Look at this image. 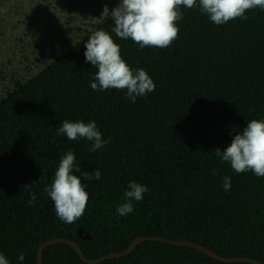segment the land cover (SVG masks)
Masks as SVG:
<instances>
[{"label":"rangeland","instance_id":"374dc122","mask_svg":"<svg viewBox=\"0 0 264 264\" xmlns=\"http://www.w3.org/2000/svg\"><path fill=\"white\" fill-rule=\"evenodd\" d=\"M120 0H95L96 13ZM178 37L166 48L145 47L114 32L108 17L100 29L121 47L134 70L145 69L156 87L136 102L126 89L93 90L98 68L86 62V42L54 36L49 70L27 87L0 100V221L51 199L44 191L68 151L87 193L124 191L130 181L147 187L212 179L223 151L227 115L244 80L243 65L182 5ZM64 120L96 121L110 143L95 152L86 138L58 135ZM101 171L100 180L81 173ZM41 178V179H40ZM36 182L37 180H39ZM36 182V183H35ZM25 185H28L25 187ZM37 200L29 204L30 194Z\"/></svg>","mask_w":264,"mask_h":264},{"label":"trees","instance_id":"16d2710c","mask_svg":"<svg viewBox=\"0 0 264 264\" xmlns=\"http://www.w3.org/2000/svg\"><path fill=\"white\" fill-rule=\"evenodd\" d=\"M95 0H0V100L6 101L50 68L54 36L77 44L102 23ZM183 6V5H182ZM184 7V6H183ZM186 8V7H185ZM188 9L243 65L244 80L227 115L223 151L252 119L264 120V10L246 11L222 25L197 6ZM231 188L224 189V177ZM134 211L117 214L124 191L92 190L82 216L62 221L49 199L29 212L0 221V254L9 264H38L40 245L53 238L75 240L90 259L126 250L139 236L187 240L221 256L250 257L264 263V177L236 173L220 160L212 179L184 185L148 187ZM128 190V189H127ZM83 228L89 240L77 236ZM44 264H88L68 243L45 248ZM23 257V259H21ZM98 264H252L219 261L193 247L160 240L141 242L129 255Z\"/></svg>","mask_w":264,"mask_h":264},{"label":"clouds","instance_id":"9594fccd","mask_svg":"<svg viewBox=\"0 0 264 264\" xmlns=\"http://www.w3.org/2000/svg\"><path fill=\"white\" fill-rule=\"evenodd\" d=\"M181 5L191 9L197 6V0H120L111 11L105 4L100 18L106 20L111 17L114 21L112 32L121 39L131 38L141 49L148 46L166 48L178 37L180 30L175 22L183 19V13L178 11ZM257 7L264 10V0H199L200 11L206 13L216 25L236 18L246 20V11ZM85 47L86 62L98 68L90 84L93 90L126 89L133 103L137 97L146 96L155 90L156 85L145 69L139 68L134 72L122 58L120 45L108 31L100 29L92 32ZM57 134L65 135L69 140L86 138L92 142V152L110 143V139L103 138L95 120L87 123L82 120H64ZM214 154L222 162H229L236 173L251 170L257 177H264V120L249 121L224 151L217 148ZM74 171L79 172L80 168L75 164L74 153L68 151L60 157L52 183L44 188L54 202L56 215L68 224L82 216L89 199L80 177ZM81 175L85 180L101 179L99 168ZM223 186L226 191L230 190V177H224ZM147 191V186L135 180L130 181L122 198L125 202L117 207V214L126 216L132 213V201H141ZM36 200V194L31 193L28 203L34 204ZM0 264H9L3 254H0Z\"/></svg>","mask_w":264,"mask_h":264},{"label":"water","instance_id":"95a60500","mask_svg":"<svg viewBox=\"0 0 264 264\" xmlns=\"http://www.w3.org/2000/svg\"><path fill=\"white\" fill-rule=\"evenodd\" d=\"M77 236L79 238H83L85 240H89L91 238V235L86 230H84L83 228L78 229ZM146 240H160V241L168 242V243H171L174 245L193 247V248H196L198 250L205 252L206 254L210 255L211 257H213L219 261H222V262H227V263L249 262L252 264H264L260 260L255 259V258H250V257L221 256L218 253H216L215 251H213L212 249L207 248L206 246H203V245L198 244L196 242H191V241H187V240H171V239H167V238L160 237V236H139L135 240H133L131 245L126 250H124L122 252H114V253H111V254L96 258V259L88 258L85 255V253L83 252L82 248L78 245V243L75 240H71L68 238H53V239H50V240L43 242L40 245V247L38 249V264H44L43 253H44L45 248L50 246V245L57 244V243H68V244L72 245L76 249V251L78 252L80 257L86 263L98 264V263H101V262H103L109 258L127 256V255L131 254L141 242L146 241Z\"/></svg>","mask_w":264,"mask_h":264}]
</instances>
